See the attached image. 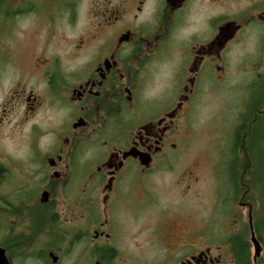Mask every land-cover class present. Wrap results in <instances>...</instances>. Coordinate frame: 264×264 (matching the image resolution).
<instances>
[{
    "label": "flooded vegetation",
    "instance_id": "flooded-vegetation-1",
    "mask_svg": "<svg viewBox=\"0 0 264 264\" xmlns=\"http://www.w3.org/2000/svg\"><path fill=\"white\" fill-rule=\"evenodd\" d=\"M209 7L216 12L202 27L187 29L190 12ZM21 18L27 34L20 37L36 46L16 85ZM80 23L71 56L52 49L67 41L61 26ZM6 80L0 121L15 107L22 123L61 122L63 113L70 121L64 138L52 126L50 151L31 148L30 140L17 160L0 150V264H145L144 243L158 248L161 231L144 232L137 210L158 202L152 178L166 163L157 160H170L192 104L219 83L240 99L222 150L228 170L237 150H246L251 175L237 183L231 177L227 229L233 239L248 232L237 206L248 208L250 229L251 153L256 137L264 138V0H89L86 8L83 0H0V82ZM227 244L229 260L224 244H209L162 264H241L235 244ZM246 247L244 264H258L264 245L253 257L251 243Z\"/></svg>",
    "mask_w": 264,
    "mask_h": 264
},
{
    "label": "rangeland",
    "instance_id": "rangeland-1",
    "mask_svg": "<svg viewBox=\"0 0 264 264\" xmlns=\"http://www.w3.org/2000/svg\"><path fill=\"white\" fill-rule=\"evenodd\" d=\"M89 4V0H83L84 8ZM217 7H209L207 10L192 11L188 18V28L194 31L196 26L205 20L206 16L216 12ZM220 10V9H218ZM25 18L18 20L15 25L19 26L15 33V84L18 85L25 80L26 68L29 64L31 52L34 50L35 43L20 37L26 35ZM82 23L75 28L61 26L60 34L67 41L54 43V49L61 51L64 57L72 55V46L75 43V36L83 32ZM5 34H8L7 32ZM69 58H64L66 61ZM31 61V60H30ZM69 67L71 64L64 63ZM26 81H28L26 79ZM8 81L0 82V101L8 92ZM216 88L208 89L200 95L198 102H194L188 120L182 126L181 135L176 136V148L170 153L169 159L160 156L157 164L166 163L153 175L155 195L158 197L157 204L150 205L146 202L137 210L142 212L144 221V232L153 228H159V247L151 248L150 243H144L143 255L145 264L152 258L157 263L173 262L178 257L190 255L197 249L204 248L206 245L224 244L221 247L222 253L226 254L227 260L232 258L230 246L227 239L232 229V214L227 213L230 204L227 201V190L231 189L232 179L238 182L243 178L246 182L249 179L247 162L249 155L246 150L236 152L235 169L228 170L223 149H225L229 136L226 131L234 114V109L239 104L237 93L233 95L230 88L219 83ZM214 86V87H215ZM0 108V116L3 114ZM49 116V115H47ZM5 117V116H4ZM53 120V121H52ZM60 119L35 118L22 123L17 107L11 115L6 116L0 121V150H10L15 153L16 160L21 157L29 140L31 148H47L50 151L56 138V133L52 126H58L63 138L69 136L67 125L70 121L69 115L63 113ZM57 121V122H55ZM54 124V125H53ZM58 124V125H56ZM45 126V127H43ZM48 130L46 134L44 131ZM30 135V139H29ZM263 136V135H262ZM89 148L90 145H89ZM228 150V149H227ZM222 152V153H221ZM251 169L254 168V186L250 196H246L253 202V226L258 240L264 245V138L256 137V143L251 153ZM170 164L171 167H167ZM168 169V170H166ZM247 169V170H246ZM231 171V172H229ZM251 173V172H250ZM231 175V176H230ZM233 175V176H232ZM240 187V186H239ZM240 187L239 198L243 194ZM241 199V198H240ZM237 203V202H236ZM170 210V211H168ZM136 211V210H134ZM235 214L240 219L241 225H246V240L251 243V257L254 256L255 248L251 240V232L248 223V208L237 206ZM164 222V223H163ZM256 225L259 226L260 232ZM156 246L158 242L155 239ZM182 244L185 246L182 247ZM219 250L213 248V255H217ZM258 264H264V253L258 259Z\"/></svg>",
    "mask_w": 264,
    "mask_h": 264
},
{
    "label": "trees",
    "instance_id": "trees-1",
    "mask_svg": "<svg viewBox=\"0 0 264 264\" xmlns=\"http://www.w3.org/2000/svg\"><path fill=\"white\" fill-rule=\"evenodd\" d=\"M257 135H259L257 133ZM257 230L260 232V228L258 225H256ZM246 234L241 233L237 238L233 239L232 236H229L227 241L230 243L235 244L236 246V253H237V259H239L241 264H244L249 257L247 256L248 249L246 247V244L248 243V240H246Z\"/></svg>",
    "mask_w": 264,
    "mask_h": 264
},
{
    "label": "water",
    "instance_id": "water-1",
    "mask_svg": "<svg viewBox=\"0 0 264 264\" xmlns=\"http://www.w3.org/2000/svg\"><path fill=\"white\" fill-rule=\"evenodd\" d=\"M250 229H251V240L255 246V254H256V256H259V254L261 252V244H260V241L258 240V238L256 236L255 231H254V226H253L251 215H250Z\"/></svg>",
    "mask_w": 264,
    "mask_h": 264
}]
</instances>
